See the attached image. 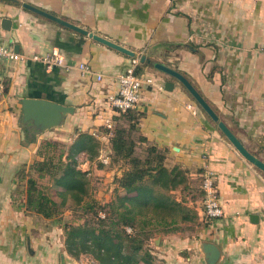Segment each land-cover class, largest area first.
Instances as JSON below:
<instances>
[{
  "label": "crops",
  "instance_id": "1",
  "mask_svg": "<svg viewBox=\"0 0 264 264\" xmlns=\"http://www.w3.org/2000/svg\"><path fill=\"white\" fill-rule=\"evenodd\" d=\"M22 3L135 55L47 19ZM3 18L11 21L9 30L1 28ZM0 44L26 57L0 59V264L38 263L32 247L27 246L28 254L20 242L27 237L32 246L35 230L4 195L13 183L6 172L15 165L11 159L21 155L20 161L27 160L23 155H30L38 139L51 132L38 133L30 123L18 125L21 99L71 106L74 111L66 115L63 128L105 138L101 131L112 129L117 114L107 105L106 94L115 89V77L134 61L153 79L134 107L143 113L141 133L168 149L169 165L176 163L191 172L211 170L225 211L221 219H202L206 225L198 241L174 236L178 240L174 251L187 249V264H206L200 244L211 242L220 250L215 264H264V171L237 151L179 81L139 61L145 55L184 75L218 120L264 162V0H0ZM53 47L59 49L65 66L47 69L30 60ZM81 62L101 73L103 80L83 74ZM167 81L174 84L170 90L165 88ZM176 256L181 264L180 254Z\"/></svg>",
  "mask_w": 264,
  "mask_h": 264
},
{
  "label": "trees",
  "instance_id": "2",
  "mask_svg": "<svg viewBox=\"0 0 264 264\" xmlns=\"http://www.w3.org/2000/svg\"><path fill=\"white\" fill-rule=\"evenodd\" d=\"M134 71L142 74V65L137 64ZM142 115L134 108L119 112L112 117V129H103L105 134L111 132L108 139L111 163L123 161L127 165L116 179L118 193L107 203H98L89 197L86 173L73 163L78 152H84L89 159L98 153L99 143L88 132L77 134L69 148L68 162L62 164L59 160L57 165L49 158L35 160L27 170L20 171V176L18 173L17 181L23 183L18 193L24 213L57 218L68 200L74 209L84 213L82 223L64 225V245L74 257L88 254L97 264H156L145 248V241L154 233L179 231L182 224L199 219V209L193 202L203 200V172H191L176 163L169 165L168 149L157 146L141 133ZM30 171L38 177H53L57 187L55 195L41 189ZM174 191L189 194L191 200L174 198Z\"/></svg>",
  "mask_w": 264,
  "mask_h": 264
},
{
  "label": "rangeland",
  "instance_id": "3",
  "mask_svg": "<svg viewBox=\"0 0 264 264\" xmlns=\"http://www.w3.org/2000/svg\"><path fill=\"white\" fill-rule=\"evenodd\" d=\"M21 119L22 113L18 120V125L20 127H22ZM63 127L64 126L50 128L49 130L51 132L48 134V137H40L34 145L33 152L27 156L23 155V157L27 160L20 161L21 155H19V158L17 157L16 160L11 159L10 164L15 163V165L12 166L11 170H6V172L10 173L13 183L7 188L4 195L10 197L8 198V200L10 199L12 202L10 204H12L13 207L16 208V210L20 212L23 217L28 219L30 230H35V240L32 243V246L30 239L28 240L29 245H27V237H23V239L21 241L19 239V241L28 254L29 252L27 246L32 247L33 252L30 253L33 257H37V264H97V261L91 255L81 254L77 257H74L65 248L64 225L66 223L77 224L84 221V213L79 209H74L70 200H68L66 205L62 207L59 216L52 219H45L35 214H26L23 212V210L20 211L21 209H19L20 205L22 207V197L18 192L20 189H22L23 183L21 184L20 180L17 181V176L18 173L20 176V171L22 169L27 170L28 165H30L35 160L49 158L52 159L57 165H59V160L62 164L69 161V158H67L70 153L69 148L75 141L79 132L77 133L74 128L66 129ZM101 132L105 134L103 131ZM38 133H40V131ZM93 136L99 143L97 147V155L93 159H89L88 155L84 152H78L75 155V161L73 163L77 168L85 171L86 173V178L89 181V197L96 200L98 203L104 204L113 200L115 195L118 193L115 189L116 179L127 168V165L123 161H118L113 164L111 163V159H109L108 134L103 135L105 138L97 137L95 135ZM47 142H55L57 144L48 146L46 145ZM12 156L14 159L16 155ZM30 174L37 179V183L41 189L52 195H55L57 187L54 184L53 177L49 175L38 177L37 173L34 171H30ZM172 196L178 200H191V196L189 194L183 193L182 195L179 193V191H174ZM57 200L60 201V198H57ZM193 203L194 206L199 209V219L196 222L191 224H182L179 231L169 233H154L148 240L145 241V248L149 250V253L153 257L156 264H178L174 260L178 259L176 254H180L181 256V264L188 263L189 259L187 258L190 256L189 251L187 249H183L179 252L177 250L174 251L176 248L175 242H178V240L174 239L173 237L175 236L182 239L189 238L193 241H198L199 231L205 224L202 219L209 220L203 215V213H201L203 209V201L195 200ZM100 215L103 216L102 213H100ZM166 241L170 242L168 246L165 245ZM61 256H63V262L61 261Z\"/></svg>",
  "mask_w": 264,
  "mask_h": 264
},
{
  "label": "water",
  "instance_id": "4",
  "mask_svg": "<svg viewBox=\"0 0 264 264\" xmlns=\"http://www.w3.org/2000/svg\"><path fill=\"white\" fill-rule=\"evenodd\" d=\"M22 6L28 10H31L47 19H50L58 24L66 26L78 33L83 35H88L96 41H99L109 47H112L126 55L133 57L135 53L121 45H118L114 42H111L97 34L88 32L87 30L72 24L60 17H57L47 11H44L40 8H37L28 3H22ZM10 20L8 18H3L1 21V28L3 30L10 29ZM7 23L8 26L5 24ZM140 63H147L153 68L157 69L160 72H163L170 77H173L179 81L190 93V95L195 99V101L200 105V107L205 111V113L215 122L221 132L225 137L230 141V143L237 149V151L249 162L254 164L256 167L264 171V162L251 154L244 145L238 140V138L230 131V129L225 125L224 122L218 120V115L215 111L208 105L204 98L199 94V92L194 88V86L189 82V80L182 75L177 70L161 63V62H152L151 59L147 58L145 55H141L139 59ZM173 83L167 81L165 83V88L167 90L172 89ZM21 109H22V125H27L32 123L40 131H45L47 129L62 126L66 115L73 113L74 108L71 106H66L48 99L42 98H32L25 97L21 99ZM200 250L204 255L206 264H215L217 259L220 256V250L218 247L211 242H202L200 244ZM61 261L63 262V256H61Z\"/></svg>",
  "mask_w": 264,
  "mask_h": 264
},
{
  "label": "built area",
  "instance_id": "5",
  "mask_svg": "<svg viewBox=\"0 0 264 264\" xmlns=\"http://www.w3.org/2000/svg\"><path fill=\"white\" fill-rule=\"evenodd\" d=\"M264 55V48L261 49ZM26 57L16 52L12 47L0 44V59L5 60H24ZM30 60L39 62L47 69L54 66H65L64 58L56 47L51 48L49 51L42 54H33ZM138 62L134 61L132 66L125 72L119 73L114 81L116 87L114 90L106 94V103L109 108L115 112H123L133 109L140 101L142 90L153 83L150 76L144 74H136L134 69ZM79 70L83 74H90L96 81H102L103 75L94 72L87 63H79ZM0 92H2V85L0 83ZM201 188L204 192L203 196V215L209 220H217L225 215L224 207L219 197L218 189L215 184L214 173L206 169L202 173ZM130 232V228H126Z\"/></svg>",
  "mask_w": 264,
  "mask_h": 264
}]
</instances>
